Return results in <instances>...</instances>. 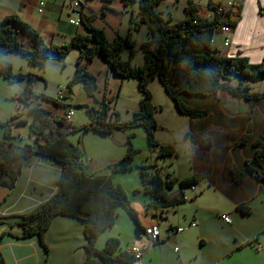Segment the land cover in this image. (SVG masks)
Segmentation results:
<instances>
[{
	"label": "crops",
	"instance_id": "0c3cea01",
	"mask_svg": "<svg viewBox=\"0 0 264 264\" xmlns=\"http://www.w3.org/2000/svg\"><path fill=\"white\" fill-rule=\"evenodd\" d=\"M88 1L89 14H96L94 24L105 30L109 40L113 41L118 36L127 38L131 34L133 17L139 19V0ZM194 1L199 8V17H213L209 7L207 15H201L202 3ZM259 1L264 0L245 1L239 23L233 29L231 45L223 47L222 32L220 40L214 36L213 46L221 54L245 55L253 63L264 59V15L258 11ZM189 3L190 0H161L156 9L165 19L178 22L187 17ZM11 13L32 24L49 44H63L76 33H87L84 26L78 28L69 23V12L63 0H0V15ZM23 37L29 47H34L26 34ZM132 38L136 41V52L138 49L143 52V44L151 39L149 26L143 23L139 30L133 32ZM130 52L126 48L121 55L127 58ZM142 54V58H134L135 65L143 64L144 52ZM7 55L4 58L14 64V59ZM85 66L98 77L99 99L106 98L108 102L113 101L117 94L122 95L125 79L113 71L101 54L86 61ZM241 81L239 76H231L229 80L232 86ZM262 81L244 80L250 84L252 92H264V89H256V83ZM168 97L167 106L174 121L167 120L160 109L156 114L159 125L156 139L161 143L174 141L179 155L159 157L158 151L149 144L147 130L140 125L128 128L130 134L141 137V143L137 145L140 153L134 158L138 168L111 172V166L120 158L117 155L86 162L89 173L111 174L115 183L125 187L141 228L138 234L136 222L120 207L115 224L100 235L98 248H103L109 238L116 237L121 242L119 251L127 250L128 245L135 241L147 246L142 262L138 264H264V183L255 174L246 171L247 160L252 159L258 149L256 138L264 137V96L247 100L228 88H221L202 108L207 110V114L197 118L181 113L175 101ZM141 98L139 94L134 101H130L121 96L109 104L117 110L123 102L127 111L133 114L139 108ZM154 100L159 106L156 98ZM59 106L60 111L63 110L62 103ZM19 126H14L15 134L20 133ZM115 132L107 136H113ZM243 136L246 140L241 143L239 141ZM180 138H184L182 143H179ZM13 142L23 144L18 138ZM30 142L33 143L32 137ZM153 164L163 176L172 174L179 179L201 176L194 188L186 189L185 203L166 208L153 205V196L143 189L140 169V166ZM234 168L245 172L241 181L235 180ZM61 171V164L37 154L20 164L10 162L6 179L14 185L0 184V264H83L87 240L85 222L79 218L60 215L54 218L46 232L48 255L36 236L21 239L4 234L21 235L22 228L16 224L17 220L56 193ZM172 192L180 195L179 185ZM222 214H229L232 222L223 220ZM155 223L160 225V239L150 243L144 229ZM95 264L105 263L97 256Z\"/></svg>",
	"mask_w": 264,
	"mask_h": 264
},
{
	"label": "trees",
	"instance_id": "16d2710c",
	"mask_svg": "<svg viewBox=\"0 0 264 264\" xmlns=\"http://www.w3.org/2000/svg\"><path fill=\"white\" fill-rule=\"evenodd\" d=\"M108 2L112 0H105ZM161 0H139V19L133 17L131 34L127 38L118 36L109 40L104 29L94 24L95 13L85 12L82 20L87 33H76L63 44L47 43L41 33L29 22L16 13L0 15V75L9 82L26 79L24 90L18 95L19 101L29 107V114L34 120L16 121L22 114L18 112L7 121L0 120V126L5 129L4 138H0V184L8 183L10 162L22 163L33 154L41 158L53 160L62 166L57 179L58 189L47 201L32 211L19 217L16 224L22 228L21 235L11 232L21 239L38 237L46 254L49 247L46 242V232L56 216L76 217L85 222V259L83 264H95L96 257L103 259L105 264H133L135 256L126 250L119 251V238L111 237L103 248H98L100 235L116 222L118 209L123 207L136 222V231H141L139 218L132 206L131 199L120 183L113 181L112 175L100 172L91 174L87 171L83 146L74 143L64 130L67 123L61 118H54L59 128L49 126L48 110L39 104H34L35 98L43 97L61 105L59 98H51L33 90V84L42 76L34 73H15L13 64L4 58L5 55L18 53L25 55L30 63L45 68V59L52 54L67 56L71 49L76 48L80 54L76 62V71L68 86L71 89L77 82H82L89 95L97 90L98 77L85 66L86 61L93 60L97 54L105 59L113 71L123 78L138 79V89L142 95L140 106L129 120H122L118 111L106 99L99 107L87 105L91 121L85 128L92 129L101 135H108L115 130L144 126L148 133L151 148L158 151L159 157H174L178 155L177 147L170 143H161L156 139L158 121L156 114L162 108L154 101L150 83L158 78L165 91L175 101L179 111L188 117L197 118L207 114L202 109L206 102L221 89L228 88L237 96L247 100H257L264 92H252L250 84L264 80V59L253 63L245 55H223L213 46V38L218 28L229 24L236 28L240 20V10L219 11L221 2L208 0V7L213 11L212 18L199 17V8L194 0L187 7V17L178 22L165 19L156 6ZM106 5V4H105ZM107 7V6H105ZM259 12L264 15V2L259 6ZM227 15V16H225ZM145 23L149 26L151 39L143 44L144 62L137 66L133 63L136 41L133 32ZM26 34L34 43L29 47L24 40ZM129 48L130 57L123 59L121 52ZM239 76L242 81L237 86L229 82L231 76ZM112 101V100H111ZM67 106V105H65ZM30 123V137L33 143L15 144L18 135L14 126ZM61 128V129H60ZM73 129H77L74 127ZM246 136L240 138L244 142ZM258 147L254 157L247 160L246 171L255 174L264 183V137L256 138ZM138 149L133 145L132 135L128 137V148L125 155L111 166V172H125L136 167L135 154ZM153 166H140L143 189L150 193L153 205L166 208L185 203L186 189L192 188L201 176L179 179L172 174L163 176ZM236 181L245 177V172L233 169ZM179 185L180 195H174L173 188ZM140 190V189H139Z\"/></svg>",
	"mask_w": 264,
	"mask_h": 264
},
{
	"label": "rangeland",
	"instance_id": "374dc122",
	"mask_svg": "<svg viewBox=\"0 0 264 264\" xmlns=\"http://www.w3.org/2000/svg\"><path fill=\"white\" fill-rule=\"evenodd\" d=\"M200 1L202 3L201 15L206 16L207 13L209 12L208 6L206 5L208 0H200ZM263 2L259 1L258 11L260 4ZM252 8H253V4L251 5V9ZM87 12H88V6H87ZM215 37L217 40L221 39L220 31L216 32ZM223 47L226 48L228 46L223 45ZM142 53H143L142 49H138L137 52L135 51V54L132 59L134 60L136 56L137 57L140 56V58H142L143 57ZM79 54L80 52L76 48L71 49V51L67 54V56L64 57L59 56L57 54H52L49 57H46L45 68H41L39 66L30 63L28 58L22 54L11 53L8 54L7 56L14 59L13 71L15 73L30 72L42 76L33 84V90L35 92L39 94H45L51 98H59L60 88L63 87L65 89V97L59 98V101L60 103H62V106H64L63 104H66L67 106L72 105L74 107L75 113L70 123H67L65 125L64 130L67 132L68 137L74 143L79 144L80 142V145L83 146L85 152V160H86L85 162H87L90 159L98 160L99 158H108L111 155H117L120 156V158H122L127 151L128 137L130 135H132V141L134 147L138 149L137 153H140L139 152L140 148H138L137 145L141 143V137L139 134H130L128 128L115 130L116 131L114 133L115 135L107 136V135H101L92 129L88 130L87 128L84 127L88 125L91 121V116L88 113L87 105L90 106L94 105L96 107H99L101 101L106 98L102 100L98 98V94L100 90L99 86L95 91L94 95L88 94L82 82H77L72 86L71 89L69 88L68 84L76 71V62L78 60ZM129 57L130 55L127 58H123V57L122 58L128 59ZM124 79H122L124 80V85L122 88L123 93L120 96H118L117 94V96L114 97L113 101L114 100L117 101L118 97L121 96L125 97L130 101H134V99L137 98L139 94H141L138 89V79L136 78H124ZM26 83H27L26 79H22L16 82H9L2 75H0V120L7 121L8 119L11 118V116H13L19 111L22 112V114L16 119V121H22L25 120V118H29L28 120L29 122H32L34 120L33 115L29 114V107L22 104L18 99V95L24 90ZM150 85L151 87L150 86L149 87L154 94V99L156 98L157 103H159V106L162 107L161 109L163 111L164 117L169 121H174L171 110L167 106V98L169 97L161 81L158 78H155L151 81ZM256 89L257 90L264 89V81L256 83ZM109 102H111V100H109L108 103ZM34 104H39L41 107L49 111L48 113L49 126L53 128H59V123L55 122L54 118L57 119L61 118L60 112L63 113L64 107L63 110L60 111L59 105L54 103L52 100L49 101L47 99H44L43 97L35 98ZM117 111L120 114L122 120H129L132 117V114H130L127 111V106H125L123 102L119 104ZM19 127H20L19 129L20 133L17 135H18V140L21 143H23L21 145H24L26 143H31L30 123L27 124L23 123ZM74 127H77V129L76 130L73 129ZM4 131L5 129L0 126L1 139L4 138ZM183 140L184 138H180L179 143H182ZM32 142H34L33 138H32ZM170 144H174L177 147L178 155H179L180 151L176 143L173 141L170 142ZM113 150L115 151L112 152ZM140 156H143V154H141ZM158 167H161V165H158ZM135 168H138V166L136 165ZM154 169L156 168L154 167L151 168V170L153 171Z\"/></svg>",
	"mask_w": 264,
	"mask_h": 264
},
{
	"label": "built area",
	"instance_id": "2783aa9c",
	"mask_svg": "<svg viewBox=\"0 0 264 264\" xmlns=\"http://www.w3.org/2000/svg\"><path fill=\"white\" fill-rule=\"evenodd\" d=\"M245 1L246 0H227L226 2H221V4L219 5V11L232 10L236 12L241 9ZM88 2H89L88 0H63L64 5H66L69 10L68 21L70 24L76 27H80L83 25L82 17L83 14L87 12ZM40 11H42V9H40ZM233 29L234 28L231 25L224 24L220 26L217 30L224 34V44L226 46H229L232 43ZM62 97H65V89L63 87H61L59 90V98ZM74 113L75 110L72 105L64 106L62 118L67 122H70L74 116ZM192 188H194V186ZM221 217L226 222H232V218L229 214H222ZM179 230H181V228H179ZM160 234H161V230H160V225L158 223H155L144 229V235H146L150 243L158 242L160 239ZM146 249H147L146 245H141L135 241V242H131L128 245L126 251L134 254L135 256L134 263L138 264L142 262Z\"/></svg>",
	"mask_w": 264,
	"mask_h": 264
}]
</instances>
